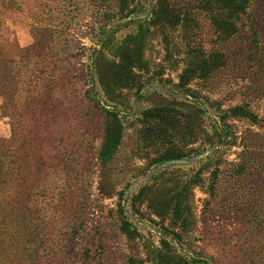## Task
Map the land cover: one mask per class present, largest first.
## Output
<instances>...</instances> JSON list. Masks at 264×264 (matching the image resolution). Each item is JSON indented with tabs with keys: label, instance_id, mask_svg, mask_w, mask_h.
<instances>
[{
	"label": "rangeland",
	"instance_id": "374dc122",
	"mask_svg": "<svg viewBox=\"0 0 264 264\" xmlns=\"http://www.w3.org/2000/svg\"><path fill=\"white\" fill-rule=\"evenodd\" d=\"M217 14L0 0V264H264V0Z\"/></svg>",
	"mask_w": 264,
	"mask_h": 264
},
{
	"label": "trees",
	"instance_id": "16d2710c",
	"mask_svg": "<svg viewBox=\"0 0 264 264\" xmlns=\"http://www.w3.org/2000/svg\"><path fill=\"white\" fill-rule=\"evenodd\" d=\"M165 0H161V3H164ZM250 0H216L217 4V16L216 20L217 26L221 34L232 35L236 32L238 28V22L242 14L246 12L247 6ZM211 58L204 59L200 62L199 71H187L186 74L183 75V82L188 79V76H194L195 74H199L200 76H206L210 73L212 69H216L222 67L224 65V55L222 53H215ZM134 58H132L128 54H123L121 57V63L119 65L120 68L126 69V67H131L133 69ZM160 111V110H158ZM152 111H146L145 115H150ZM233 117H245V118H255L254 112L250 109L249 105L243 104L235 106L230 110L229 113ZM121 132V124L117 115L113 113H109L108 118V129H107V143L105 147V153L103 152V156H107V151L113 147H115L118 143ZM111 154V153H110ZM109 155V153H108ZM3 161L0 159V169L3 168Z\"/></svg>",
	"mask_w": 264,
	"mask_h": 264
}]
</instances>
